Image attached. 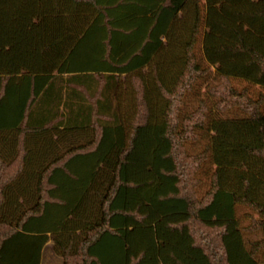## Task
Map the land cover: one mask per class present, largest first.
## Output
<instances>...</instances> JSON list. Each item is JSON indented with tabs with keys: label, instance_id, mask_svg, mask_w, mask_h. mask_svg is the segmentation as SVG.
I'll use <instances>...</instances> for the list:
<instances>
[{
	"label": "trees",
	"instance_id": "1",
	"mask_svg": "<svg viewBox=\"0 0 264 264\" xmlns=\"http://www.w3.org/2000/svg\"><path fill=\"white\" fill-rule=\"evenodd\" d=\"M201 81L213 106L183 115ZM49 243L62 264H261L264 0H0V264Z\"/></svg>",
	"mask_w": 264,
	"mask_h": 264
},
{
	"label": "rangeland",
	"instance_id": "2",
	"mask_svg": "<svg viewBox=\"0 0 264 264\" xmlns=\"http://www.w3.org/2000/svg\"><path fill=\"white\" fill-rule=\"evenodd\" d=\"M210 84L214 85V83L210 82ZM233 86L235 89L238 91L243 90L244 88H248L249 91L251 92V95L253 97H257L259 94V91L261 89L259 87H249L246 83L241 82V81H233ZM208 84L203 83L202 81L199 82L196 86V94H190L188 97L185 99V105L183 107L182 113L183 115H187L191 112H194L198 108V102L199 100H204L206 104L210 105L211 107L214 104V101L209 98L208 93ZM237 114V112H234ZM232 114V113H231ZM205 142L202 140H199L197 143L192 144L189 146V151L191 153H198L201 152L204 148ZM212 166L209 163H206L201 172L198 174V179L201 181V184L198 189V194L202 196L205 194L209 187H210V176L213 172ZM251 217L257 218L249 209L245 207H238L237 208V218L241 224L242 228L248 227L251 221ZM244 237L246 240L250 241H258L261 239V234L259 233H254V234H248L244 233ZM44 264H62V260L54 253L52 245H48L46 247L45 252H44ZM259 262L261 264H264V252L260 253L259 255Z\"/></svg>",
	"mask_w": 264,
	"mask_h": 264
},
{
	"label": "crops",
	"instance_id": "3",
	"mask_svg": "<svg viewBox=\"0 0 264 264\" xmlns=\"http://www.w3.org/2000/svg\"><path fill=\"white\" fill-rule=\"evenodd\" d=\"M48 245L50 246V245H52V244L49 243ZM48 245H47L46 247H48ZM46 247H45V249H46ZM52 247H53V246H52ZM45 249H44V252H45ZM44 252H43V257H42V262H41V264H44V254H45Z\"/></svg>",
	"mask_w": 264,
	"mask_h": 264
}]
</instances>
